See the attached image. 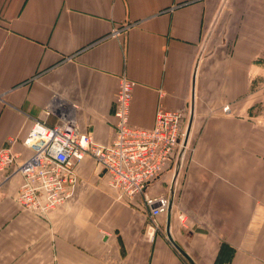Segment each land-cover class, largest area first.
<instances>
[{"label":"crops","instance_id":"0c3cea01","mask_svg":"<svg viewBox=\"0 0 264 264\" xmlns=\"http://www.w3.org/2000/svg\"><path fill=\"white\" fill-rule=\"evenodd\" d=\"M122 75L133 124L159 106L191 121L147 189L172 202L153 237L143 199L86 156L46 216L18 204L20 173L0 185V264H264V0H0V148L15 139L20 161L33 124L62 111L109 144Z\"/></svg>","mask_w":264,"mask_h":264},{"label":"built area","instance_id":"2783aa9c","mask_svg":"<svg viewBox=\"0 0 264 264\" xmlns=\"http://www.w3.org/2000/svg\"><path fill=\"white\" fill-rule=\"evenodd\" d=\"M133 86L134 81L126 75L120 77L114 110L115 135L109 144H99L90 133L78 131L74 115L62 111L54 125L44 121L33 124L23 139L24 145L32 149L26 159L20 161V154L13 149L15 139L0 148V185L20 173L23 182L18 204L46 216L74 196L78 182L76 165L91 156L103 168L108 185L117 190L119 197L143 199L149 216L147 231L153 237L154 220L168 212L172 202L168 195H150L147 189L188 149L189 120L184 110L159 106L151 127L133 124ZM228 108L225 106L224 110ZM183 216L181 213L180 217Z\"/></svg>","mask_w":264,"mask_h":264},{"label":"rangeland","instance_id":"374dc122","mask_svg":"<svg viewBox=\"0 0 264 264\" xmlns=\"http://www.w3.org/2000/svg\"><path fill=\"white\" fill-rule=\"evenodd\" d=\"M251 114H253L254 116L258 115V116L264 117V104L261 105V103H259V104L254 105L252 107Z\"/></svg>","mask_w":264,"mask_h":264},{"label":"water","instance_id":"95a60500","mask_svg":"<svg viewBox=\"0 0 264 264\" xmlns=\"http://www.w3.org/2000/svg\"><path fill=\"white\" fill-rule=\"evenodd\" d=\"M190 126H191V121H189L188 127H187V132H186V140L189 134V130H190Z\"/></svg>","mask_w":264,"mask_h":264}]
</instances>
